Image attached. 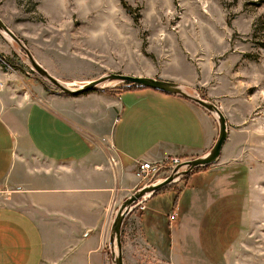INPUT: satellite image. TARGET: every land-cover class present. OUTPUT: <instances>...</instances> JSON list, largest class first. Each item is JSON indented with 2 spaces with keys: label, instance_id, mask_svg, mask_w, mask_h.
<instances>
[{
  "label": "rangeland",
  "instance_id": "374dc122",
  "mask_svg": "<svg viewBox=\"0 0 264 264\" xmlns=\"http://www.w3.org/2000/svg\"><path fill=\"white\" fill-rule=\"evenodd\" d=\"M0 16L40 64L73 87L109 72L183 76L182 83L225 113L229 138L220 159L158 190L144 210L126 218L127 264H174L168 215L182 213L176 194L186 189L191 174L211 167L189 182L203 187L217 174L254 172L256 214L248 224L241 220L240 197L231 210L224 205L229 200L210 206L190 264H264V0H0ZM0 53L13 64L0 56L2 102L10 91L20 95L30 89L31 96L57 91L1 32ZM108 85L96 90L127 87ZM147 242L156 250H145Z\"/></svg>",
  "mask_w": 264,
  "mask_h": 264
},
{
  "label": "crops",
  "instance_id": "0c3cea01",
  "mask_svg": "<svg viewBox=\"0 0 264 264\" xmlns=\"http://www.w3.org/2000/svg\"><path fill=\"white\" fill-rule=\"evenodd\" d=\"M167 79L185 82L183 76ZM10 92L4 89L9 99L0 100V264H107L113 201L117 206L144 183L138 160L191 159L218 135L208 111L151 88ZM254 177L253 171L217 174L206 186L183 190L179 201L184 194L189 201L170 230L174 264L191 260L214 203L229 200L224 205L230 209L240 197L241 220L253 221ZM146 244L145 250H156ZM123 250L127 264L125 243Z\"/></svg>",
  "mask_w": 264,
  "mask_h": 264
},
{
  "label": "water",
  "instance_id": "95a60500",
  "mask_svg": "<svg viewBox=\"0 0 264 264\" xmlns=\"http://www.w3.org/2000/svg\"><path fill=\"white\" fill-rule=\"evenodd\" d=\"M0 32L19 45L26 53L32 69L43 79L57 87V92L68 95H78L97 88H106L109 83L125 82L135 84L168 94L183 97L208 111L217 121L218 135L213 145L203 154L175 164L172 169L153 181H147L139 186L133 193L123 199L115 208L111 219L108 248L111 264H125L123 250V228L126 218L142 203H146L158 190L178 181L182 176L188 175L198 167L215 164L222 155L224 145L229 138L228 119L222 108L211 100L202 98L193 92V89L182 82L146 75H132L125 73L109 72L97 79H92L78 87H73L69 82H64L53 76L40 64L22 39L0 16Z\"/></svg>",
  "mask_w": 264,
  "mask_h": 264
},
{
  "label": "built area",
  "instance_id": "2783aa9c",
  "mask_svg": "<svg viewBox=\"0 0 264 264\" xmlns=\"http://www.w3.org/2000/svg\"><path fill=\"white\" fill-rule=\"evenodd\" d=\"M182 159L177 156L167 157L164 161L161 163L157 162H150L146 160H138L137 162V175L140 178V182H147V181H153L160 177L162 175L163 171L167 170L168 172L172 169V167L181 162ZM109 162L112 165L116 164V159L113 156H110ZM166 171V172H167ZM143 183V184H144ZM116 208V200L113 201V209ZM141 210H144L146 208V203H142L140 206ZM171 221H174L178 214L177 212H173L168 215Z\"/></svg>",
  "mask_w": 264,
  "mask_h": 264
},
{
  "label": "trees",
  "instance_id": "16d2710c",
  "mask_svg": "<svg viewBox=\"0 0 264 264\" xmlns=\"http://www.w3.org/2000/svg\"><path fill=\"white\" fill-rule=\"evenodd\" d=\"M0 56L7 62V63H9V64H11V65H13L12 63H11V61L9 60V57H7V56H5V55H3V54H1L0 53ZM126 86L127 87H136V88H147V87H143V86H139V85H135V84H130V83H126ZM202 170H205V169H198L197 171H195V173H193V174H196V173H198V172H200V171H202ZM193 174H191V175H193ZM186 184H188V185H186V188H190V187H194V186H196L195 184H196V182H187ZM198 186V185H197ZM165 188V187H164ZM182 192L183 191H179L177 194H176V197H175V200H174V204H176V201L178 200V198L181 196V194H182ZM187 195H183L182 197H181V207H182V210H183V208L187 205V203H188V201H189V199H187V197H186ZM187 200V201H186Z\"/></svg>",
  "mask_w": 264,
  "mask_h": 264
}]
</instances>
